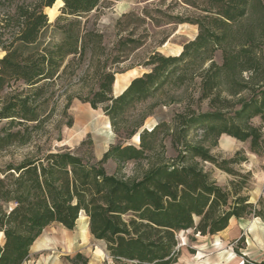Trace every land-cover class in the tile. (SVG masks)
Instances as JSON below:
<instances>
[{
    "label": "trees",
    "instance_id": "trees-1",
    "mask_svg": "<svg viewBox=\"0 0 264 264\" xmlns=\"http://www.w3.org/2000/svg\"><path fill=\"white\" fill-rule=\"evenodd\" d=\"M28 1L0 0V153L32 148L0 168V264H25L45 229L72 231L81 215L113 264H177L179 233L215 236L249 217L264 223L247 196L252 174L237 170L244 154L222 159L210 151L225 136L264 156V0H157L116 21L110 48L85 27L103 0ZM56 1L61 15L51 25L43 11ZM149 25H189L197 35L177 56L148 53L138 64L147 72L115 95L116 75L145 48ZM49 29L56 41L44 40ZM61 83L64 118L77 100L100 110L118 139L99 160L89 136L75 152H43L33 142L52 112L51 88ZM173 105L181 111L170 121L144 128L157 109ZM193 130L201 134L195 143L188 141ZM137 135L136 147L128 142ZM167 140L175 158L166 156ZM128 164L135 175L124 174ZM206 164L231 178L228 188Z\"/></svg>",
    "mask_w": 264,
    "mask_h": 264
},
{
    "label": "rangeland",
    "instance_id": "rangeland-1",
    "mask_svg": "<svg viewBox=\"0 0 264 264\" xmlns=\"http://www.w3.org/2000/svg\"><path fill=\"white\" fill-rule=\"evenodd\" d=\"M24 1L29 2L28 0H11V4L15 5ZM156 1L103 0V3L87 17L85 27L87 30L101 33L104 44L110 48L115 41L114 26L116 21L123 14L151 9V5ZM61 8L62 3L56 1L52 8L43 11L49 24L52 25L56 18L61 15ZM148 31L150 38L145 48L137 52L130 62L120 67L119 73L116 75L115 91L126 86L130 78L132 80L147 72L146 69L138 67V64L148 53L156 51L164 56H177L182 47L194 40L197 35L196 28L189 25L160 28L149 25ZM43 38L45 41H56L58 36L52 29H49L44 33ZM162 41L164 42L163 45H159ZM2 56L3 53L0 52V58ZM214 62L218 65L221 64L220 53L214 55ZM63 85L61 83L51 88L55 93L51 101L52 112L44 130L32 132L33 142L43 152H75L80 143L89 136L93 144L94 157L99 160L104 151L109 146L115 145L118 139L110 129L108 119L103 116L100 110L94 111L88 105L77 100H73L66 110V117L64 118L62 115L65 105V86L63 88ZM70 91L73 93L74 90ZM70 94L69 92L68 95ZM180 111L181 108L178 105L159 108L154 112L153 117L146 120L144 128L151 130L158 119L170 121ZM200 111H207L205 103L201 105ZM70 121L71 127H67V123ZM253 124L258 125V121L254 120ZM44 131L49 132L45 138L43 137ZM200 136L199 131L193 130L188 135V141L195 143L200 140ZM128 143L137 147L139 144L138 135ZM210 143L208 141L204 146L210 147ZM165 147L167 158H175L176 153L169 140L165 142ZM31 149L29 146L0 153V168L9 163H18ZM210 151L212 155L222 159L232 158L237 152L244 154L247 163L241 165L237 170L243 174L247 172L252 174L247 192L249 203L256 206L257 210L262 209L264 211V156L257 157L250 154L247 143H238L225 136L221 137L217 147H211ZM105 169L108 174H113L115 165L108 163ZM203 169L211 173L218 186L224 189L228 188L230 177L207 164L203 165ZM124 174L126 176L135 175L133 164H128L125 167ZM79 224L80 222L72 231H67L59 226H51L45 229L41 237L33 244L29 260L25 264H113L105 254L104 244L94 242L89 235L86 240L83 239L78 245L76 244ZM177 239L180 250L177 264H242V257L253 263L264 262V223L257 218L232 220L225 231L215 236L202 237L194 234L193 231H189L179 233Z\"/></svg>",
    "mask_w": 264,
    "mask_h": 264
},
{
    "label": "crops",
    "instance_id": "crops-1",
    "mask_svg": "<svg viewBox=\"0 0 264 264\" xmlns=\"http://www.w3.org/2000/svg\"><path fill=\"white\" fill-rule=\"evenodd\" d=\"M114 86H115V84H114ZM123 88V87H122ZM122 88H120L118 91H115V89H114V87H113V91H114V94L115 95H117L118 94V92L122 89ZM105 152V151H104ZM79 218H82L83 219V224H82V228H77V231H78V238H77V240H76V244L78 245L79 244V242H81V241H83V239H85L86 240V238H87V236L89 235V233H88V219L85 217V216H83V215H81ZM78 222H79V219H78V221H77V224H78ZM222 233V232H221ZM220 234V233H219ZM90 236V235H89ZM92 239V238H91ZM95 242V241H94ZM98 243H102V242H98ZM75 244V243H74Z\"/></svg>",
    "mask_w": 264,
    "mask_h": 264
},
{
    "label": "bare ground",
    "instance_id": "bare-ground-1",
    "mask_svg": "<svg viewBox=\"0 0 264 264\" xmlns=\"http://www.w3.org/2000/svg\"><path fill=\"white\" fill-rule=\"evenodd\" d=\"M82 221H83V219L82 218H79V222H80L79 228H82ZM0 238H2V235L1 234H0Z\"/></svg>",
    "mask_w": 264,
    "mask_h": 264
}]
</instances>
